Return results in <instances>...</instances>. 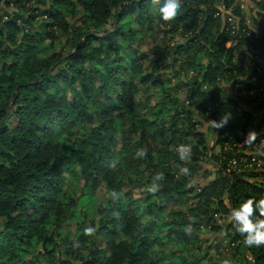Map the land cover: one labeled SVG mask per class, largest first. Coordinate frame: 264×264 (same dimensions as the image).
Returning <instances> with one entry per match:
<instances>
[{
  "label": "trees",
  "instance_id": "16d2710c",
  "mask_svg": "<svg viewBox=\"0 0 264 264\" xmlns=\"http://www.w3.org/2000/svg\"><path fill=\"white\" fill-rule=\"evenodd\" d=\"M233 1L182 0L164 22L151 0H0V264H201L190 256L207 241L200 229L221 232L219 215L264 193V157L232 148L250 129L264 140V0L248 11ZM221 4L239 20L234 33L216 16ZM147 36L159 42L142 51ZM226 112L233 119L214 129L211 151L198 119ZM181 143L192 146L188 161ZM251 158L263 165L245 168ZM159 172L162 187L149 194ZM101 184L109 198L95 209L96 233H65ZM112 190L123 194L116 203ZM225 226L239 264H264V247H245Z\"/></svg>",
  "mask_w": 264,
  "mask_h": 264
},
{
  "label": "clouds",
  "instance_id": "9594fccd",
  "mask_svg": "<svg viewBox=\"0 0 264 264\" xmlns=\"http://www.w3.org/2000/svg\"><path fill=\"white\" fill-rule=\"evenodd\" d=\"M151 2L156 6L154 11L164 22L175 20L182 7V0H151ZM231 119H233L231 113L226 112L218 121L208 119L206 121V127L220 130L226 127ZM259 136L260 133L250 129L246 133L242 145L251 149L255 155L264 157V140H261L260 143L257 144ZM175 151L180 161H188L192 156V146L190 144H178ZM136 156L138 158L146 157L147 149H137ZM117 163L118 161L113 158L107 166L114 169ZM179 171L183 176H188L190 174L188 167H181ZM164 179L165 176L163 172L156 173L152 177L150 185L147 187V192L152 195L157 194L162 184L156 183V181L162 182ZM118 195L123 194H118L115 190H112L110 197L111 203L117 202ZM113 216L119 219L120 213L114 211ZM228 221L231 225V231L241 238L245 247H264V193L259 194L258 198H242L236 206H230ZM182 230L185 235L191 237L195 231L194 223L186 224ZM96 231L97 229L95 227L88 226L83 229V234L85 236H93ZM221 235L227 236L228 230L223 231ZM75 246H78V241L74 244V247ZM221 264H232V262L229 259H224L221 261Z\"/></svg>",
  "mask_w": 264,
  "mask_h": 264
},
{
  "label": "rangeland",
  "instance_id": "374dc122",
  "mask_svg": "<svg viewBox=\"0 0 264 264\" xmlns=\"http://www.w3.org/2000/svg\"><path fill=\"white\" fill-rule=\"evenodd\" d=\"M244 2L246 4L247 8L253 7L250 0H244ZM39 20L37 21L38 23H39ZM37 26L41 27L40 24H37ZM159 37L160 36H155V39H153L152 37L147 36L146 38H144L143 44L140 45V50L146 51L154 43L159 42ZM63 42H64V39L62 37H59L54 42L53 47H57V49H58ZM44 45L49 46V42H45ZM42 51H44V48L42 49ZM262 64L264 65V61L262 62ZM176 84H177L176 80L175 81L172 80L170 83V86L174 87V86H176ZM183 90H184L183 88L178 89V96L181 99H184ZM154 92H156V90H154V89L150 90V93H154ZM173 92H175V90H173ZM231 93L232 92H231L230 88H226V89L224 88V94L225 95H230ZM139 98L142 99L141 96ZM148 100L150 101L151 99H148ZM151 104H154V103L151 102ZM262 118L264 120V110L262 112ZM198 123L199 124L197 125V129L206 135L209 148L212 151V149H214V143H213V137H212V130L213 129L206 127V120L198 119ZM215 151H217V149ZM262 165H263V163H261V166ZM199 166L201 167L202 172L205 170H210L211 172H213V170H214L212 167H210L204 161H200ZM201 171L199 172L200 175L202 173ZM199 174L197 175L198 177L195 179L194 182L203 185L206 182V180L203 179L201 176H199ZM212 177H213V175H212ZM67 183H68V179H67ZM70 185H71V187L77 188V194L79 196L80 189L83 185V181H81L79 179L78 181L71 182ZM134 193L136 195H138V194H140V191H134L133 194ZM108 198H109V195H108L106 188L103 184H101L92 194L83 196V198H81L77 204V207L73 213L72 219L69 220L65 224L63 231L65 233L68 232L69 234L73 235L77 231H79V230L83 231V229L85 227L90 226L91 221L93 219H95V220L97 219V217L95 216V209L99 205L103 204ZM216 217L217 216H215V218ZM218 217H217L218 218L217 223L221 226L223 225L221 232L215 233V232L210 231L207 228H201L200 230L204 234L202 237L207 238V241L201 243L200 250L195 249L194 253H191V255H190V256H192L191 259H193L194 257H195V260L202 258L203 260H202L201 264H221V261L224 259L231 260L232 264H239L240 263L239 254H238L239 252L237 253L235 251V249H233L234 248L233 244H231V243L229 244L230 238H228V236H222L221 235V233L227 229L225 225L229 223V221H228L229 215H223V216L219 215ZM41 263H44V261L41 258H39V260L37 261L36 264H41ZM73 264H81V261H79V260L75 261V262H73Z\"/></svg>",
  "mask_w": 264,
  "mask_h": 264
},
{
  "label": "built area",
  "instance_id": "2783aa9c",
  "mask_svg": "<svg viewBox=\"0 0 264 264\" xmlns=\"http://www.w3.org/2000/svg\"><path fill=\"white\" fill-rule=\"evenodd\" d=\"M230 6H239L241 10L248 11V8L246 7L244 0H235ZM218 10L219 12L216 13V16L221 18L222 20H226L228 23V29L231 30V33H234L239 28L238 26L239 20H237L232 14L231 8H226L225 5L221 4ZM241 26H243L241 30L242 32H245V34H248L250 32V22L248 20L244 21L241 24ZM228 45L229 44H227V46ZM242 147H245L242 145V142L238 144H233L232 146V148H242ZM232 148L227 146L225 147V149H232ZM229 164L235 166L237 164V159L231 158L229 160ZM254 166H256L257 168L260 166V163L256 162L255 158H251L249 162L244 165V167L247 169H252Z\"/></svg>",
  "mask_w": 264,
  "mask_h": 264
},
{
  "label": "water",
  "instance_id": "95a60500",
  "mask_svg": "<svg viewBox=\"0 0 264 264\" xmlns=\"http://www.w3.org/2000/svg\"><path fill=\"white\" fill-rule=\"evenodd\" d=\"M213 135H214V129L212 130V137H213ZM210 150H211V149H210ZM210 150H209V151H210Z\"/></svg>",
  "mask_w": 264,
  "mask_h": 264
}]
</instances>
